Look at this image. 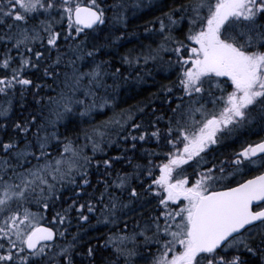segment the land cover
Instances as JSON below:
<instances>
[{"label":"snow or ice","instance_id":"6c2138e0","mask_svg":"<svg viewBox=\"0 0 264 264\" xmlns=\"http://www.w3.org/2000/svg\"><path fill=\"white\" fill-rule=\"evenodd\" d=\"M133 6L0 0V264H136L141 249L151 264H264V0H173L148 44L100 59L92 38L128 35ZM157 61L176 72L164 110H117L119 85L143 79L125 65ZM93 215L122 225L99 261L81 239Z\"/></svg>","mask_w":264,"mask_h":264},{"label":"trees","instance_id":"16d2710c","mask_svg":"<svg viewBox=\"0 0 264 264\" xmlns=\"http://www.w3.org/2000/svg\"><path fill=\"white\" fill-rule=\"evenodd\" d=\"M137 0H129L131 5L136 4ZM178 2V0H177ZM111 3V0H109ZM173 4V0H158L157 2H151V0H139V5L144 7L143 11L135 10L136 8L131 7L128 12V27L127 32L129 33L121 40L110 43L113 33L109 32L107 27L102 26L103 30H97L96 35L92 38V42L98 46H102V52L100 59H110L119 66L124 62L120 59L122 54H127L129 51L138 49L141 45H146L150 42V37L144 33L143 29L146 22L153 20L156 16L160 14L162 10H166L165 5L171 7ZM121 27V26H117ZM159 26L157 25V28ZM187 25H184L186 29ZM121 30L123 28L121 27ZM180 35L183 34L181 30ZM107 45V46H105ZM37 48L39 49V43L37 44ZM159 65V66H156ZM156 65L152 63L149 64V72L150 74H145L144 70L141 67H136L134 70L129 69L127 65H125V75L126 76H134L136 72H140L143 79H128L127 82L119 85L117 92L115 93L116 100V109H125L127 110L129 106L139 105L142 101H148L149 99L153 100L155 107L159 108L161 111L164 110L167 101H162L161 97L165 96L161 90V86L169 83L170 81L174 82L176 79V72L172 70H167L160 61L156 62ZM87 65H85L86 67ZM34 75L36 73H33ZM51 82V81H49ZM110 84L112 80L108 81ZM177 87H179L177 85ZM156 93L157 95L153 98L151 94ZM31 101L29 100V103ZM103 114L99 116H95V121L103 120L107 116L112 114V109H102L100 110ZM19 113V108L17 107L16 111L13 112V118H16ZM139 119V116H137ZM85 123L91 124L92 120H86ZM115 131V130H114ZM83 138L81 137V142ZM122 145H110L109 152L112 155H115L119 148ZM148 147L154 148V143H149L147 145H139L135 154L129 153L128 155L133 156L132 163H135L136 160H141L143 158V153L140 151V148ZM88 151H91L89 146ZM167 151V150H165ZM162 155H158L156 158L158 160ZM97 158H100L99 156ZM117 168H122L124 171L131 170V166L129 164H125L124 160H120L116 164ZM96 175L93 173L92 181L95 183ZM69 192H65L64 196L67 197ZM125 195H127L125 193ZM139 211V209H137ZM98 217L93 215L88 224H84L83 227L87 232V235L82 236L81 239L83 241H91L94 245H98L97 258L98 261L101 257H107L113 251L112 246H105L104 241L107 239V233L109 231H119L122 227L120 224H105L104 221H100L97 223ZM129 228H131V224H129ZM75 227H73L72 231H75ZM141 254L143 259L137 260L136 264H151V257L148 255V249H141ZM154 252L155 249L153 248Z\"/></svg>","mask_w":264,"mask_h":264},{"label":"flooded vegetation","instance_id":"af4514ba","mask_svg":"<svg viewBox=\"0 0 264 264\" xmlns=\"http://www.w3.org/2000/svg\"><path fill=\"white\" fill-rule=\"evenodd\" d=\"M241 139H249V137L247 136V134H244L241 137ZM226 143H227V147L221 148L220 152H226V151H228L231 148H237L239 146V141H237L236 143H230V142H226ZM159 159L163 160L164 156L159 157ZM189 163H191V162H189ZM128 171H131V170H128ZM188 171H191V169H188Z\"/></svg>","mask_w":264,"mask_h":264},{"label":"rangeland","instance_id":"374dc122","mask_svg":"<svg viewBox=\"0 0 264 264\" xmlns=\"http://www.w3.org/2000/svg\"><path fill=\"white\" fill-rule=\"evenodd\" d=\"M158 0H151V2H157ZM134 5H136V4H134ZM136 9L135 10H140V11H143L144 10V7L143 6H134ZM39 43V42H38ZM37 43V44H38Z\"/></svg>","mask_w":264,"mask_h":264}]
</instances>
